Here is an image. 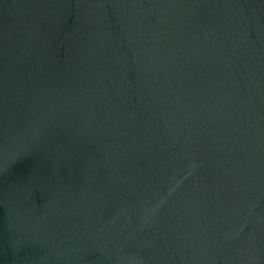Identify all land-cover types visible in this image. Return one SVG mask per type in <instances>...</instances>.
<instances>
[{
	"label": "water",
	"instance_id": "95a60500",
	"mask_svg": "<svg viewBox=\"0 0 264 264\" xmlns=\"http://www.w3.org/2000/svg\"><path fill=\"white\" fill-rule=\"evenodd\" d=\"M0 264H264V0H0Z\"/></svg>",
	"mask_w": 264,
	"mask_h": 264
}]
</instances>
